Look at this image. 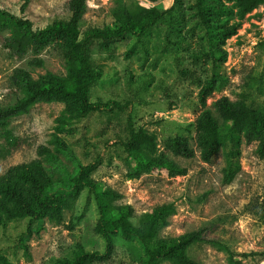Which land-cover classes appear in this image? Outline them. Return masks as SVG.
Here are the masks:
<instances>
[{
	"label": "rangeland",
	"instance_id": "1",
	"mask_svg": "<svg viewBox=\"0 0 264 264\" xmlns=\"http://www.w3.org/2000/svg\"><path fill=\"white\" fill-rule=\"evenodd\" d=\"M142 0H87L83 27H104L121 15L124 7ZM70 0H30L27 14L35 30L55 21L68 20ZM171 17L154 26L146 36H128L112 51L94 54L92 59L103 76L90 91L91 103H114L111 110L76 118L65 102L39 103L10 125L23 145L12 155L1 149L0 139V255L8 264H65L80 249L103 252L105 243L96 232L99 212L88 188L67 181V173L78 174V167L100 159L89 178L117 194L115 205L131 206L132 221L140 226L144 217L157 207H167V225L159 239L182 236L203 229L207 238L221 241L238 253L264 252V218L257 208L264 200V157L260 142L241 143V169L229 183H223L225 149L211 162H204L197 146L195 121L204 107L200 91L210 79L214 91L206 100L215 118L222 119L214 103L222 97L264 109V4L239 17L223 16L237 32L220 45V59L203 58L207 48L205 30L197 21L195 0H179ZM23 0H0V8L21 17ZM10 31L0 27V105L14 104L22 97L17 72L25 71L34 80L48 72L65 76L64 61L56 47L39 56L28 51L14 55L7 48ZM43 62L39 66L36 60ZM218 59V58H217ZM191 71L196 78L184 76ZM199 79V80H198ZM144 129L155 137L154 156L166 155L185 175L137 174L127 155L117 145L128 125ZM186 143L193 157L176 155L172 146ZM44 184L65 183L64 202L59 213H48L29 227L27 218L14 219L6 210L17 206L5 192L4 181L14 167ZM17 188L28 198L38 193L29 180L16 176ZM14 186V182H10ZM116 250L105 264H146L145 246L137 238L116 237ZM188 255L201 264H229L228 255L208 243L194 245ZM4 264V263H0ZM89 264V263H88ZM164 264H172L166 262ZM244 264H264V256L249 257Z\"/></svg>",
	"mask_w": 264,
	"mask_h": 264
},
{
	"label": "trees",
	"instance_id": "2",
	"mask_svg": "<svg viewBox=\"0 0 264 264\" xmlns=\"http://www.w3.org/2000/svg\"><path fill=\"white\" fill-rule=\"evenodd\" d=\"M87 0H70L68 20L54 23L35 30L28 17L27 10L30 0H23L20 8L21 17L10 14L0 8V27L10 31L6 46L14 55L23 56L28 51L39 56L48 47H56L64 61L65 76L48 72L34 80L28 72L18 71L17 86L23 96L16 98L14 104L0 105V139L5 141L1 151L12 155L23 145L19 137L14 136L10 128L11 122L29 111L39 103L65 102L70 111L78 119H86L92 113L111 110L114 103H91V88L102 79L103 71L96 66L92 57L112 51L117 42L128 36L142 38L166 17H171L179 0H142L134 7H124L121 15L115 21L104 27H83L82 20L86 13ZM234 2L239 17L254 12L264 4V0H195L194 10L197 21L205 30L207 48L202 51L203 58L220 59V45L234 36L238 25H228L227 19H222L233 13L230 3ZM218 58V59H217ZM39 66L43 62L36 60ZM182 74L196 78L189 70ZM199 80V79H198ZM215 80H208L200 91V102L204 109L195 121L197 130V146L204 162L212 159L225 149L226 166L223 168V183L229 184L241 169V143L260 142L259 154L264 157V109H254L244 102H232L227 97L215 101L214 108L222 119L220 123L213 110L206 106L207 98L214 91ZM119 148L134 164L137 174L160 173L168 176L185 175L184 170L166 155L154 156L156 149L155 137L144 129H136L129 124L124 137L117 140ZM176 155L193 157L194 150L186 143L176 142L172 146ZM95 159L87 165L78 167V174L67 173V181L76 187L88 188L94 195L99 219L96 232L103 239V252L87 251L80 248L72 260L65 264H105L108 263L116 250V237L121 234L125 238H137L145 246L146 264H201L188 255V249L194 245L208 243L224 251L228 255L229 264H244L253 256H264V252L238 253L231 250L221 241L207 238L203 229L186 233L182 236L159 239L160 228L167 225V207H157L148 213L136 226L132 217L134 209L131 206L115 205L117 194L111 189L93 182L89 175L99 164ZM26 167L16 166L8 176L1 180L7 188L5 192L17 206L16 211H10L4 206L8 217L14 219L27 218L29 227L40 223L48 213H59L67 189L65 183H52L45 178L41 184L32 175L25 173ZM16 176L29 180L38 193H31L27 198L17 188ZM14 182V186L10 182ZM260 218H264V200L257 208ZM0 224L3 220L0 217ZM0 263L8 264L0 255Z\"/></svg>",
	"mask_w": 264,
	"mask_h": 264
}]
</instances>
